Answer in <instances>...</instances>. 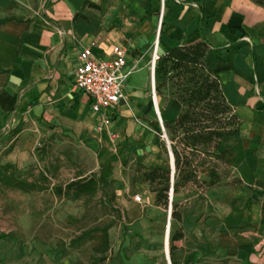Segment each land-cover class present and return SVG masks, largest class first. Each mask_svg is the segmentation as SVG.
<instances>
[{
  "label": "crops",
  "instance_id": "1",
  "mask_svg": "<svg viewBox=\"0 0 264 264\" xmlns=\"http://www.w3.org/2000/svg\"><path fill=\"white\" fill-rule=\"evenodd\" d=\"M85 1L98 9L85 8ZM19 13L10 0H0V20L16 17L0 26V135L32 119L81 129L91 120L96 124L90 97L74 88L83 48L91 47L94 58L106 61L113 45L123 46L124 72L137 66L125 88L135 92L147 85V43H158V58L173 47L206 42L205 62L218 78L239 129L221 140L225 167H205L199 173L208 185L203 197L217 225L213 219L203 224L187 215L180 227L184 239L174 246L183 254L180 264H264V6L254 0H44L34 16L21 18ZM122 42H129L130 49ZM138 74L144 79L140 87L131 82ZM148 81L153 88L154 73ZM150 102L161 120L162 107L173 117L176 105L159 103L157 97L156 104L152 98ZM121 105L122 100L107 112L111 127ZM134 131L129 123L125 134ZM145 194V217L149 211L155 216L159 208L154 194ZM143 222L163 232L166 224L175 226L168 216ZM111 235H93L94 251L103 252Z\"/></svg>",
  "mask_w": 264,
  "mask_h": 264
},
{
  "label": "rangeland",
  "instance_id": "2",
  "mask_svg": "<svg viewBox=\"0 0 264 264\" xmlns=\"http://www.w3.org/2000/svg\"><path fill=\"white\" fill-rule=\"evenodd\" d=\"M10 1L22 18L39 13L44 0ZM122 43L130 49L129 42ZM152 52L153 46L147 43L149 60L143 66L147 85L132 92L124 83L121 115L114 127L100 132L94 120L81 129L68 123L32 119L22 123L17 131L14 128L0 135V165H12L29 181L43 172L49 188L91 174L101 175L109 182L108 188L93 197L77 199L57 198L50 191L23 193L0 189V264H94L93 258L100 256L106 257L104 264H168L163 240L152 241L164 235L163 229L147 226L143 219L149 218L151 223L164 220L169 210L154 211L155 216L149 211L145 217V193L151 191L140 181L139 171V166H170L166 140L149 126L150 122H157L148 81ZM136 69L137 66L131 68L130 76ZM132 81L142 86L143 74L135 75ZM154 93L159 103L176 105L171 119L160 108L162 122L174 119L181 108L175 100L177 91L173 83L167 84L158 96L154 79ZM129 123L135 125V131L127 137ZM220 172L227 174V170ZM205 190L206 187L186 186L172 200L179 203L178 209L185 217L192 215L203 224L213 219L216 226V218L212 217L215 212L203 197ZM136 196H140L139 203ZM182 223L170 227L169 238ZM105 229V233L111 232L112 241L103 252H95L91 246L93 235L98 233L84 237L73 247L72 242L82 234ZM181 253L176 252L180 262Z\"/></svg>",
  "mask_w": 264,
  "mask_h": 264
},
{
  "label": "trees",
  "instance_id": "3",
  "mask_svg": "<svg viewBox=\"0 0 264 264\" xmlns=\"http://www.w3.org/2000/svg\"><path fill=\"white\" fill-rule=\"evenodd\" d=\"M256 3L264 6V0H258ZM84 7L98 9L88 1L84 2ZM13 20L15 19L11 17L1 19L0 26ZM207 50L208 45L201 40L173 47L166 54L159 55L155 62L156 94L160 96L165 86L173 83L177 91L175 100L181 108L174 119L163 122L174 164L173 196L186 186L208 187L206 182L200 180V171L205 167L216 170L225 167L226 151L221 150V140L224 136L236 134L239 129V122L225 99L218 78L205 62ZM149 125L158 137L162 135L158 122ZM18 129L19 126L15 128L16 131ZM161 147L165 149L163 144ZM139 167L140 181L154 194L155 207L163 211H168L170 207L171 222L181 224L185 214L179 211L178 202H169L170 166L151 169ZM47 183L48 179L43 172L29 181L12 165H0V189L4 190H18L23 193L50 191L57 198L77 199L93 197L98 191L109 186L106 178L96 174L78 176L65 185L51 188ZM107 229L84 233L74 240L72 245L75 247L84 237L105 233ZM183 239L181 228L169 238L170 264H180L176 258L177 248L174 243ZM105 260V256H100L93 258V263L104 264Z\"/></svg>",
  "mask_w": 264,
  "mask_h": 264
},
{
  "label": "built area",
  "instance_id": "4",
  "mask_svg": "<svg viewBox=\"0 0 264 264\" xmlns=\"http://www.w3.org/2000/svg\"><path fill=\"white\" fill-rule=\"evenodd\" d=\"M161 20L162 9L158 26ZM125 67L126 50L120 45L112 46L111 58L106 61L94 58L91 47L83 48L78 52L74 69V88L90 97V110L96 117V128L100 132L111 128V119L107 112L124 97V83L127 76L131 74L130 70L124 72ZM154 68L155 60L151 64V73L154 72ZM152 96L155 97L154 87ZM163 135L165 132H162V138H164ZM164 139L167 140L166 135ZM134 199L136 202H140V196H136Z\"/></svg>",
  "mask_w": 264,
  "mask_h": 264
},
{
  "label": "water",
  "instance_id": "5",
  "mask_svg": "<svg viewBox=\"0 0 264 264\" xmlns=\"http://www.w3.org/2000/svg\"><path fill=\"white\" fill-rule=\"evenodd\" d=\"M154 73V72H153ZM152 73V74H153ZM154 96H152V99L154 100ZM156 116H157V122L160 126V129L162 132H164V128H163V122L161 120V118L159 117L158 115V112H156ZM164 138H165V135H163ZM166 146H167V149H168V154H169V165H170V170H171V175H170V182H171V188H170V192H169V202L171 203L172 201V184H173V178H174V164H173V157H172V154L170 152V148H169V144H168V141L166 140ZM170 207H169V211H168V217L170 218ZM167 263L170 264V261H169V257H168V250H167Z\"/></svg>",
  "mask_w": 264,
  "mask_h": 264
},
{
  "label": "bare ground",
  "instance_id": "6",
  "mask_svg": "<svg viewBox=\"0 0 264 264\" xmlns=\"http://www.w3.org/2000/svg\"><path fill=\"white\" fill-rule=\"evenodd\" d=\"M156 45L154 44V47H153L152 62H153V60H155V62H156V57H157V47H156ZM152 62H151V64H152ZM153 102H154V104H156V95H155V98H154ZM158 109H159V104H158ZM169 235H170V228L166 224V228H165L164 236H163L164 252H165L166 256H167V250H168V247H169Z\"/></svg>",
  "mask_w": 264,
  "mask_h": 264
}]
</instances>
